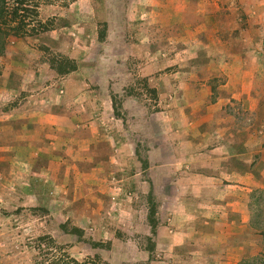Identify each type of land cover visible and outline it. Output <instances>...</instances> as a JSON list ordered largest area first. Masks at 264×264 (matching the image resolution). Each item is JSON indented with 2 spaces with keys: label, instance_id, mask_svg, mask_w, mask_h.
I'll return each mask as SVG.
<instances>
[{
  "label": "crops",
  "instance_id": "0c3cea01",
  "mask_svg": "<svg viewBox=\"0 0 264 264\" xmlns=\"http://www.w3.org/2000/svg\"><path fill=\"white\" fill-rule=\"evenodd\" d=\"M137 2L144 27L129 26L143 37L149 19L163 20V27L168 15L177 24L159 46L175 51L172 59L144 63L145 71L158 66L148 80L163 103L153 113L160 118L155 161L140 157L130 134L107 123L106 116L115 118L112 98L103 81L101 91L88 87V63L71 55L77 68L59 74L36 60L33 42L58 30L10 36L0 56V201L15 197L19 211H44L49 227L63 217L105 237L106 203L121 199L132 224L136 199L152 190L158 225L151 240L169 262L186 251L232 264L251 246L250 229L263 227L255 204L264 200V0ZM185 37L190 47L181 43ZM121 46L133 53L139 43ZM151 46L144 43V51Z\"/></svg>",
  "mask_w": 264,
  "mask_h": 264
},
{
  "label": "rangeland",
  "instance_id": "374dc122",
  "mask_svg": "<svg viewBox=\"0 0 264 264\" xmlns=\"http://www.w3.org/2000/svg\"><path fill=\"white\" fill-rule=\"evenodd\" d=\"M31 1L40 4L38 20L47 25L48 30L45 32L58 30L51 39L46 38L45 41L39 42L36 38L33 42L38 47L36 60L41 64L47 62L50 65L54 58L74 55L88 63L87 69L94 81L92 83L89 80L88 87L101 91L102 85L99 82L103 81L106 92H109L112 98L115 118H112L113 115L106 116L107 123L112 127L114 125L115 130L121 129L122 132L130 134L131 148H136L140 157L148 159L149 155H152L151 160L155 161L154 141L158 136L156 124L160 118L153 113L163 107V103H159L160 88L155 87V84L150 85L148 80L149 76L159 73L158 66L145 71L144 63L153 65L154 62H160L161 58L172 59L175 51L167 49V52H161L163 50L159 46L166 38V44L173 38L176 22L167 15L168 17L164 19L166 24L162 27L163 20L149 19L146 21V27L149 28L146 31L149 34L145 31L143 37L140 34L144 24L142 26L139 24L145 22L144 14H139L137 0ZM168 11L171 12L170 9ZM127 13H132V17L136 19L129 18ZM139 15H143L142 20L137 19ZM34 23L38 25V22ZM130 23L138 24L141 29L135 30L134 25L129 26ZM80 28L85 30L80 35L69 34ZM163 31L166 35H160ZM131 33H134L133 36ZM188 39L185 37L181 43L190 47ZM128 40L134 41L135 44L139 43V47L133 53L125 50L126 46H121L127 45ZM144 43H151V50L147 48L148 52H145ZM186 58L190 59L189 56ZM101 62L107 66L101 68ZM171 67H167L169 75L173 74ZM169 89L172 88L166 85L164 90ZM165 98L168 100L169 96L166 95ZM142 122L146 126L144 124L141 126ZM139 165L138 162L136 167ZM127 197L129 195L125 198ZM136 201L140 205V212L137 218L131 220L132 224L126 222L127 207L121 206V199L114 197L113 206L106 203L102 210V214L107 210L106 214L101 217L105 221L103 224L110 225V229H105L106 236L100 237L101 229L89 226L78 228L69 222L64 224L63 217H59L57 222L54 221L56 224L54 227H49V216H45L44 211L35 212L31 210V206H26L27 211L22 212L16 208L15 197L4 199L0 201V264H48L50 260L47 255L51 257L53 253L62 259H65V253H68L85 264H172L173 259L169 262L162 248L153 246L151 239L154 235L147 226L150 224L149 212L144 207H149L150 211L148 197L144 199L140 197ZM255 205L262 210L260 214L263 227H258L259 231L250 229L251 232L247 236L252 241L251 246L245 251V256L236 257L232 264H241L242 260L247 261V264H262L264 261V200ZM94 222L96 221L92 223ZM255 222L258 223L257 220ZM168 231L171 234L175 232V228L170 227ZM43 235L54 237L62 248L45 254L49 247L45 245V250H40L36 242V238ZM187 254L189 253L186 251L180 252V261L177 259L175 264L211 263V259L207 260L205 255L198 258L200 255L190 254L193 257L189 258ZM222 260L224 264L225 260Z\"/></svg>",
  "mask_w": 264,
  "mask_h": 264
},
{
  "label": "trees",
  "instance_id": "16d2710c",
  "mask_svg": "<svg viewBox=\"0 0 264 264\" xmlns=\"http://www.w3.org/2000/svg\"><path fill=\"white\" fill-rule=\"evenodd\" d=\"M39 7V3L31 0H0V56L4 54L10 36H33L48 30L47 25H45V23L43 25V23L38 20ZM30 13L32 15H29ZM34 21L38 22V25H36ZM50 65L52 68L56 69L59 74L69 73L77 68L75 60L66 55L54 58ZM148 200L150 203L148 218L151 224V232L155 235L158 225L156 217L157 203L154 199L152 190L149 193ZM36 242L40 250H45V245L49 247V251L45 254H49V252L53 253V251L62 248L51 235L39 236L36 238ZM51 255V257L47 255V258L50 260L48 264H85L68 253H65V259L58 258L54 253ZM241 264H247V261L242 260ZM262 264H264V261Z\"/></svg>",
  "mask_w": 264,
  "mask_h": 264
}]
</instances>
